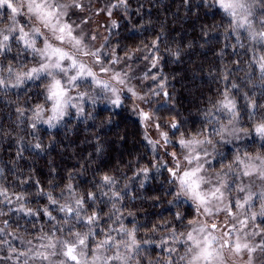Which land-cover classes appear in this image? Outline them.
<instances>
[{
    "label": "snow or ice",
    "instance_id": "6c2138e0",
    "mask_svg": "<svg viewBox=\"0 0 264 264\" xmlns=\"http://www.w3.org/2000/svg\"><path fill=\"white\" fill-rule=\"evenodd\" d=\"M212 4L228 18L225 34L245 29L250 40L264 47V0H212ZM120 6L127 8L128 0H117L110 7ZM0 9L5 10L0 12V23L9 21L0 27V57L6 59L14 46L18 51L13 60H17L20 53L32 57L30 61L21 62L19 67L12 62L5 67L4 59H0V91L9 86L21 87L27 82H34L42 89L39 93L43 96L42 102L27 109L32 113L33 130L39 123L54 128L71 111L82 115L85 104L90 101L95 105L101 94H105L114 106L122 104L125 92L128 99L141 102L149 99L131 84L134 78L129 75L131 66L128 71H117L113 66L143 52V60L149 62L150 68L157 69V74L150 75L145 71L141 79L157 80L159 36L151 44L127 50L120 56L115 49L104 50L108 44L107 36L100 46H95L92 41L97 37L85 33L71 21L72 10L84 11L82 0H0ZM116 26L117 22L113 20L112 27ZM237 44L240 48L245 47L240 43L239 35ZM252 51L255 53L256 49ZM169 52L177 58L180 56L179 51L169 49ZM252 61L258 63L260 83L264 85V54L254 55L250 65ZM223 78L228 79L227 76ZM165 87L166 83H159L157 89H150V92L168 95ZM93 88L97 90L95 95L89 91ZM239 92L240 86L236 83L222 90L220 98L212 102L211 109L205 113L208 127L202 125L191 134L181 132V122L175 119L168 121L167 130H164L155 112L139 109L136 105L145 125L158 131L159 139L145 137L152 150L159 154V149L163 148L165 155L171 157L170 167L158 162L151 167L139 168L134 175H143L140 187H144L153 169L164 167L174 185L169 193L174 198L168 204L182 199L191 201L195 205L194 219L185 222V215L176 211L171 219L154 222L143 232V236L154 235L164 228L166 231L158 242L143 239L142 229L147 226L134 221L125 223V216H135V213L122 211L125 194L117 189V177L107 172L99 175L91 188L79 190L77 185L67 182L60 187L59 193L56 192L59 185L51 179L46 187H41L40 181H34L35 193L9 194V189L0 182V218L7 215L2 206L15 202L16 207L9 208V212L24 213L33 218L46 216L49 222H54L48 232L41 231L38 248L19 252L9 245L8 255L0 257V264L13 256L16 264L20 257H25L23 264H30L29 257L32 261L39 259L41 264H145L146 259L147 264H230V261L237 264L236 258L243 255L248 257L244 264H255L257 254L264 257V104L245 92L243 96L247 103L239 106ZM16 111L23 115L26 109L18 106ZM242 115H246L247 126H242L245 123ZM242 137H252L253 142L258 140L260 151H236L230 159L217 151V144H232ZM169 146L175 150L167 151ZM207 146H211L213 152L210 153ZM33 147L42 150L40 143ZM213 154L219 157L216 160L218 167L211 162ZM71 179L69 173L68 180ZM124 187L126 189L128 185ZM33 195L45 199L46 203L33 207L29 203V196ZM151 199L157 201L159 197ZM8 225V219H0V234L8 231ZM180 226L183 231L179 230ZM8 243L0 235V248ZM27 243L31 244V241ZM146 244H158L167 250V254L146 258L143 255ZM180 247L184 249L183 255L179 254Z\"/></svg>",
    "mask_w": 264,
    "mask_h": 264
},
{
    "label": "trees",
    "instance_id": "16d2710c",
    "mask_svg": "<svg viewBox=\"0 0 264 264\" xmlns=\"http://www.w3.org/2000/svg\"><path fill=\"white\" fill-rule=\"evenodd\" d=\"M116 2L117 0H82L87 8L96 4L101 8L107 6L113 12L110 20H119L115 28H108V44L104 49L106 52L108 49H115L118 55L123 56L125 51L143 48L144 44H151L157 36L160 37L159 51L156 53L160 57V77L152 83L150 89H157L159 83H166L164 91L168 95L163 92L153 95L149 89V99L143 104L133 103L132 98H125L126 102L120 106L110 103L106 108L99 109L92 119L66 116L54 128L39 123L33 130L30 120L32 113L27 109L42 102L43 96L39 95L42 89L34 82H27L17 88L9 86L0 91V169H3L0 182L9 189V194L24 191L35 193L34 181H40V186L46 187L51 179L59 185L56 187V192L59 193L64 183L71 182L79 190H83L91 188L99 175L110 173L118 179L117 189L125 194L122 211L135 213V216L126 215L125 223L134 221L146 225L142 229V238L158 242L161 234L166 231L164 228L154 235L143 236V232L154 222L171 219L176 211L185 215V222L193 219L195 205L183 199L172 205L168 204L174 198L169 194L174 185L170 183L164 167L153 169L144 187H140V181L144 177L134 175L139 168L151 167L158 162L167 163L170 167L171 157L165 155L163 148L159 149V154L152 150L145 137L159 139V136L155 137L148 130L138 114L139 109L155 112L156 119L164 130H167L168 121L175 119L181 122V132L191 134L202 125L208 127L205 113L211 109L212 102L220 98V92L226 87L230 88L232 83L240 86L237 94L239 106L247 103L243 96L245 92L258 103L264 104V85L260 83L259 65L255 61L250 65L254 55L258 57L264 54V47L250 40L245 29L225 34L228 18L222 10L213 6L212 0H188L187 3L185 0H128L127 8L110 7ZM256 14L259 15V9ZM237 35L240 43L245 45L244 48L237 44ZM253 48L256 49L255 53ZM169 49L179 51V58L170 54ZM17 51L14 46L13 51L7 53L6 59L0 57L4 59L5 67L9 62L19 67L21 62L31 60V55L24 53L13 60ZM143 55V52L136 53L126 62L121 61L125 66L123 71H128L131 66L129 75L143 80L141 78L145 68L151 69L149 62L143 60ZM236 60L240 63L234 64L233 61ZM224 76L228 79H224ZM136 105H139V109ZM18 106L26 109L23 115L17 113ZM242 121H245L242 126H247L246 115H242ZM36 143L42 145V150L33 147ZM259 143L258 140L253 142V138L246 137L228 145L217 144L216 149L230 159L236 151H260ZM173 150L172 146L167 149L169 152ZM217 159L219 157L213 154L211 162L214 167H218ZM69 173L72 174L71 181L68 180ZM21 180L29 183L21 184ZM125 185H128L126 189ZM152 197H159V200L154 201ZM29 203L37 207L45 204L46 200L33 195L29 196ZM2 207L7 215L0 219H8L9 225L8 231L0 235L9 243L0 248V257L8 255L9 245L19 252L38 248L41 231L48 232L54 222H49L46 216L33 218L24 213L9 212V208L16 207L15 202ZM105 210L107 211V207ZM100 226L104 227L103 224ZM179 230L183 231L184 228L180 226ZM27 241H31V244ZM166 254L167 250L161 249L158 244L143 246L146 258L163 257ZM24 259L25 257H20L19 264H23ZM28 259L30 264H41L39 259ZM3 264H16L15 256ZM261 264H264V257H261Z\"/></svg>",
    "mask_w": 264,
    "mask_h": 264
},
{
    "label": "rangeland",
    "instance_id": "374dc122",
    "mask_svg": "<svg viewBox=\"0 0 264 264\" xmlns=\"http://www.w3.org/2000/svg\"><path fill=\"white\" fill-rule=\"evenodd\" d=\"M96 5H99V4H96ZM96 5L93 6L94 8L90 7V8H93L91 10H87L90 8H87L85 5H84V11H80L79 9L72 10V13H74V14L70 13V19H71V21L75 22V24L79 25L80 28H83L85 33H90L91 35H95L97 37V39L95 41H92V43L95 46H100L104 40V37L107 35L108 28H112L113 19L112 20H110V19H111V15L113 14V12H112V9L108 8L107 6L106 7L102 6V8H101L100 6H96ZM4 11L5 10L0 9V12H4ZM109 13H111V14H109ZM25 19H27V18H25ZM81 20L84 21L83 24H81ZM23 22L24 21H21V23H23ZM116 22L118 24L119 20H117ZM8 23H9V21L4 20L3 23H0V27H3L5 25H7ZM113 67L117 71H120V70H124L125 66H124L123 62H120L119 64H116ZM151 69L145 68L146 71L150 70L149 71V72H151L150 75H156L157 71L151 70ZM131 77H134V76H131ZM159 77H160V75H158L157 79ZM153 82L154 81L151 79L138 80L136 77L131 79V84L135 85L137 87L138 91H140V93L142 95H146V96H148L150 86L152 85ZM89 91L93 95H95V92L97 90L93 88V89H90ZM126 96H128V94L125 92L123 97H122V100H123L122 104H124L126 102V100H125ZM132 102L133 103L134 102L140 103V104L144 103L141 101H137L135 98H132ZM109 104H110V102L107 99V96L105 94H101V96H99L97 98V103L95 105H93L90 101L85 104V111L82 115H76L74 111H71L70 115H68V116H75L76 118L84 119V120L85 119H92L96 115V113L98 112L99 109L106 108ZM46 116H47V114L45 115V118H46ZM45 125L48 126L47 124H45ZM147 128L155 137L158 136V131L156 128H154V127H147ZM244 138H246V137H242L241 139H244ZM249 138L252 139V137H249ZM207 147H208V151L211 153L212 148L210 146H207ZM257 183H259V182H257ZM200 219H203V217H200ZM257 240H258V238H257ZM247 259H248L247 255H243L241 257L236 258V262H237V264H244V262ZM255 264H261V256L259 254L256 255Z\"/></svg>",
    "mask_w": 264,
    "mask_h": 264
},
{
    "label": "clouds",
    "instance_id": "9594fccd",
    "mask_svg": "<svg viewBox=\"0 0 264 264\" xmlns=\"http://www.w3.org/2000/svg\"><path fill=\"white\" fill-rule=\"evenodd\" d=\"M183 253H184V249L179 251L180 255H183ZM230 264H231V261H230Z\"/></svg>",
    "mask_w": 264,
    "mask_h": 264
}]
</instances>
